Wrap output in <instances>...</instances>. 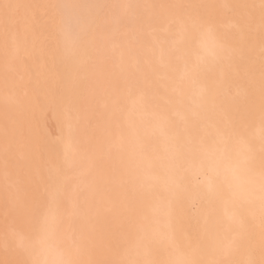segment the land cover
<instances>
[{"label":"snow or ice","instance_id":"1","mask_svg":"<svg viewBox=\"0 0 264 264\" xmlns=\"http://www.w3.org/2000/svg\"><path fill=\"white\" fill-rule=\"evenodd\" d=\"M0 264H264V0H0Z\"/></svg>","mask_w":264,"mask_h":264},{"label":"bare ground","instance_id":"2","mask_svg":"<svg viewBox=\"0 0 264 264\" xmlns=\"http://www.w3.org/2000/svg\"><path fill=\"white\" fill-rule=\"evenodd\" d=\"M30 2L46 3V2H51V0H30ZM62 2L77 3V2H85V0H62ZM142 2H147V0H142ZM152 2H161V0H152ZM0 195H2V189H0ZM3 229H4V219L2 213H0V234H2ZM0 259H3L2 249H0Z\"/></svg>","mask_w":264,"mask_h":264}]
</instances>
